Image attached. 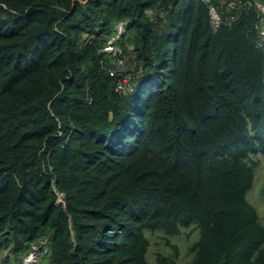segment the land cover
<instances>
[{
	"label": "trees",
	"instance_id": "16d2710c",
	"mask_svg": "<svg viewBox=\"0 0 264 264\" xmlns=\"http://www.w3.org/2000/svg\"><path fill=\"white\" fill-rule=\"evenodd\" d=\"M262 155L264 0H0V264H264Z\"/></svg>",
	"mask_w": 264,
	"mask_h": 264
},
{
	"label": "rangeland",
	"instance_id": "374dc122",
	"mask_svg": "<svg viewBox=\"0 0 264 264\" xmlns=\"http://www.w3.org/2000/svg\"><path fill=\"white\" fill-rule=\"evenodd\" d=\"M131 56H132L131 54H128L127 59L131 60V58H132ZM127 67L130 68L129 63H128ZM260 159H261V163H260V166L256 170L254 184H253V187L248 194V198L252 203H253V200L251 199L250 195L252 197L258 199L261 202L260 208H261L262 213L264 214V198H262V196H261L262 186L264 185V155H262ZM197 238H198V236H197ZM192 241H193V239L189 235V242L191 243ZM40 247L41 246H35L34 247L35 251L31 252L26 257V261L28 262V264L36 261V258L39 254L38 251L40 250Z\"/></svg>",
	"mask_w": 264,
	"mask_h": 264
},
{
	"label": "built area",
	"instance_id": "2783aa9c",
	"mask_svg": "<svg viewBox=\"0 0 264 264\" xmlns=\"http://www.w3.org/2000/svg\"><path fill=\"white\" fill-rule=\"evenodd\" d=\"M212 18H213V21H214L213 24H214L215 26H218L219 23H220V15H219V13L217 12V10L214 9V8H212ZM105 49L108 50V51H110V52H113L114 50H116V47H115V45H113L112 42H111V43H109V44L106 46ZM120 62H122V60H119V63H120ZM109 71H110V73H111L112 75H115L116 69L111 68V69H109ZM128 84H129V82H128V79H127V78H124V80H121V81L119 80V81L117 82V89H124Z\"/></svg>",
	"mask_w": 264,
	"mask_h": 264
},
{
	"label": "clouds",
	"instance_id": "9594fccd",
	"mask_svg": "<svg viewBox=\"0 0 264 264\" xmlns=\"http://www.w3.org/2000/svg\"><path fill=\"white\" fill-rule=\"evenodd\" d=\"M122 24L120 25V29H122ZM40 251H41V247H40V250L38 251V253H40ZM25 262H26V264H28V262L26 261V259H25ZM31 264V263H30Z\"/></svg>",
	"mask_w": 264,
	"mask_h": 264
}]
</instances>
